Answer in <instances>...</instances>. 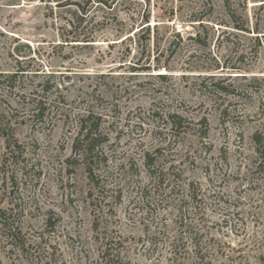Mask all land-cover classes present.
Instances as JSON below:
<instances>
[{"label":"rangeland","instance_id":"1","mask_svg":"<svg viewBox=\"0 0 264 264\" xmlns=\"http://www.w3.org/2000/svg\"><path fill=\"white\" fill-rule=\"evenodd\" d=\"M58 1L0 0V73L14 74L0 82V113L22 149L0 171V208L25 242L0 232V264H103L107 253L170 264L154 246L162 226L169 240L199 229L218 262L264 264L260 2L92 1L81 14ZM46 81L36 116L28 98ZM87 110L106 136L97 183L71 147Z\"/></svg>","mask_w":264,"mask_h":264},{"label":"trees","instance_id":"2","mask_svg":"<svg viewBox=\"0 0 264 264\" xmlns=\"http://www.w3.org/2000/svg\"><path fill=\"white\" fill-rule=\"evenodd\" d=\"M92 1H96V6H101L104 9L112 10L114 4L117 0H85L82 4L80 0H63L57 2L56 5H72L75 6L76 10L85 14L88 6ZM229 1V0H225ZM260 2L259 8H264V0H252ZM245 30L244 27L239 28ZM249 30V29H248ZM255 30H257L255 28ZM260 36H264V31L259 32ZM70 41H82L88 42L92 41L89 38L78 39L74 38ZM16 74V73H15ZM160 78H164V74L158 75ZM9 79L14 77V74L3 75L0 73V82H3V78ZM50 86L46 81L42 86L40 91L32 92L31 96L28 98L29 103L32 105V114L36 116H42L45 112L46 105L49 99L46 97V93L49 91ZM63 100V99H62ZM55 101V100H54ZM54 101H50L53 103ZM55 103V102H54ZM68 117V115H66ZM75 118V117H74ZM171 120V127H176V122L174 119H180L179 115L172 114L168 115ZM101 115L95 114L92 111H83L76 114V134L72 141L71 147L75 154L77 160H80L85 165L86 177L91 182H98V175L96 173L95 167L92 164L95 162L96 158H101L104 156L103 152L99 150V146L105 140V135L100 130ZM254 144V152L257 157V164L255 166L254 172L262 173L264 176V135L260 132H255L252 136ZM0 143H2L4 152L0 156V171L9 162L13 161L15 156L21 154V144L14 138L13 129L6 122L3 121L2 115L0 113ZM153 150V156L149 152L144 153V164L150 168V165L154 166L155 157ZM154 176V168H153ZM166 179L165 176L161 175L158 177V181L162 183ZM12 211V207L9 208ZM11 213L7 209L0 208V232L4 235L5 239L10 242L12 246L17 249H21L25 242L23 235L21 233V228L16 221L10 219ZM190 235L184 237L180 235L172 240L168 239L167 230L162 226L159 227L157 232L154 234V246L158 248L161 244L162 248L167 251L168 260L170 264H224L223 262H218L217 252L215 249L211 250V247L207 245V242H202L203 232L199 229L192 228L189 231ZM106 254V253H104ZM103 254V255H104ZM103 264H129L128 262L122 261L118 255H112L107 253V257H103Z\"/></svg>","mask_w":264,"mask_h":264}]
</instances>
